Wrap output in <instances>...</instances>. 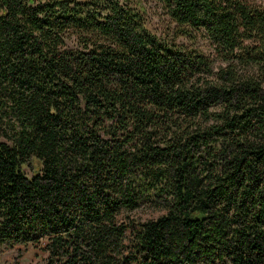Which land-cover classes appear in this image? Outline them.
<instances>
[{"label": "trees", "instance_id": "obj_1", "mask_svg": "<svg viewBox=\"0 0 264 264\" xmlns=\"http://www.w3.org/2000/svg\"><path fill=\"white\" fill-rule=\"evenodd\" d=\"M142 1L0 0V249L264 264V7Z\"/></svg>", "mask_w": 264, "mask_h": 264}, {"label": "rangeland", "instance_id": "obj_2", "mask_svg": "<svg viewBox=\"0 0 264 264\" xmlns=\"http://www.w3.org/2000/svg\"><path fill=\"white\" fill-rule=\"evenodd\" d=\"M256 5L264 7V0H250ZM145 8V19L151 31L158 36L170 37L174 24L165 15L162 5L153 1L145 0L141 2ZM178 43L190 46V43L184 39H177ZM192 48L201 51L204 54L211 52L209 42L204 38H198ZM147 217L145 216L144 219ZM46 255L33 247H20L14 250L0 249V264H45Z\"/></svg>", "mask_w": 264, "mask_h": 264}]
</instances>
